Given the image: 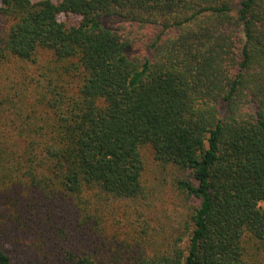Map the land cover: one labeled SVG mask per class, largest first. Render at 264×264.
<instances>
[{"label": "trees", "instance_id": "trees-1", "mask_svg": "<svg viewBox=\"0 0 264 264\" xmlns=\"http://www.w3.org/2000/svg\"><path fill=\"white\" fill-rule=\"evenodd\" d=\"M0 264H264V0H0Z\"/></svg>", "mask_w": 264, "mask_h": 264}, {"label": "rangeland", "instance_id": "rangeland-1", "mask_svg": "<svg viewBox=\"0 0 264 264\" xmlns=\"http://www.w3.org/2000/svg\"><path fill=\"white\" fill-rule=\"evenodd\" d=\"M52 1H56V0H52ZM61 20L63 21V20H65V18H61ZM71 22H74L75 21V18H71V20H70Z\"/></svg>", "mask_w": 264, "mask_h": 264}]
</instances>
